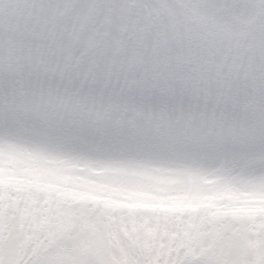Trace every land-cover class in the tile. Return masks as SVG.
<instances>
[{"label": "snow or ice", "instance_id": "snow-or-ice-1", "mask_svg": "<svg viewBox=\"0 0 264 264\" xmlns=\"http://www.w3.org/2000/svg\"><path fill=\"white\" fill-rule=\"evenodd\" d=\"M185 63L164 33L151 44L141 35L135 51L117 37L108 64L130 94L119 118L60 101L70 125L47 89L24 115L0 114V264H264V179L201 189L213 182L216 156L207 122L192 111L208 108L215 126L235 70L224 62L194 77L168 70ZM113 145L127 154L109 155ZM221 165L232 172L237 162ZM30 229L39 246H18V230ZM134 246L147 249V262Z\"/></svg>", "mask_w": 264, "mask_h": 264}, {"label": "clouds", "instance_id": "clouds-1", "mask_svg": "<svg viewBox=\"0 0 264 264\" xmlns=\"http://www.w3.org/2000/svg\"><path fill=\"white\" fill-rule=\"evenodd\" d=\"M161 33L168 36L171 54L187 57V63L168 70L194 77L220 62L235 70L233 99L218 110L215 126L208 108L192 111L201 127L207 122L216 156L211 166L217 172L202 191L221 190L225 183L243 188L247 179H264V0H0V114L24 115L47 89L58 98L51 107L70 125L72 115L63 112L60 101L119 118L130 94L121 89V70L109 67L111 42L119 37L135 51L138 37L151 44ZM173 115L181 123L185 119ZM132 150L144 155L134 144ZM108 154L127 153L113 145ZM225 160L237 162L232 172L221 165ZM15 243L38 247L40 235L18 230ZM110 250L120 256L114 241ZM131 251L148 261L147 249Z\"/></svg>", "mask_w": 264, "mask_h": 264}]
</instances>
